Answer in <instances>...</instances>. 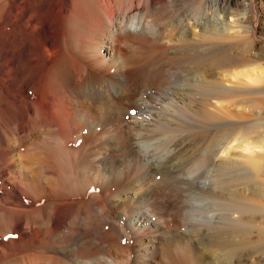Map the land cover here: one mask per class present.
I'll use <instances>...</instances> for the list:
<instances>
[{"label": "bare ground", "instance_id": "bare-ground-1", "mask_svg": "<svg viewBox=\"0 0 264 264\" xmlns=\"http://www.w3.org/2000/svg\"><path fill=\"white\" fill-rule=\"evenodd\" d=\"M257 10L0 0V264H264Z\"/></svg>", "mask_w": 264, "mask_h": 264}, {"label": "rangeland", "instance_id": "rangeland-1", "mask_svg": "<svg viewBox=\"0 0 264 264\" xmlns=\"http://www.w3.org/2000/svg\"><path fill=\"white\" fill-rule=\"evenodd\" d=\"M209 1H212V0H209ZM260 5H263V7H261ZM262 8L264 9V0H256V9H258L257 10V12H259L258 13V15H259V18H258V22H259V24H258V27H264V10H262ZM243 13V12H242ZM245 13V12H244ZM209 15V14H208ZM215 19H217L219 22H223V19H222V17H221V15L219 16L218 15V13L217 14H215ZM259 40V39H258ZM92 143H93V140H89V139H84V140H78L77 142H76V144H75V146H77V148H79V147H83V148H85V149H87V147H89L90 145H92ZM130 178H127V180H129ZM126 179L125 180H120L119 181V187L118 188H121V189H123L124 188V185H125V183H126V181H127ZM122 181V182H121ZM85 196V198L87 199L88 198V196L89 197H91V196H101V193H99L98 191H95L94 189H90L88 192H87V194L86 195H84ZM81 197H79V199H80ZM85 200V199H84ZM76 201V200H75ZM74 201V202H75ZM182 202H180V204H181ZM183 205H181V207L182 206H185L186 204H187V202H184V203H182ZM112 209V211H111V214L113 213L114 215L113 216H115L114 218L115 219H117L118 218V216L116 215L117 214V210L116 209H114V208H111ZM184 209V210H183ZM182 210H183V214H182V212H181V214L183 215V217H185L186 218V216H184L185 215V213L187 212L186 211V209H185V207H183L182 208ZM117 211V212H116ZM117 216V217H116ZM184 218V219H185ZM185 220H183L181 223H182V225H180V228L181 227H183L182 229H180L179 228V232H181V233H185L186 231H187V227L188 226H190V225H188V224H190V222L188 223V222H184ZM184 222V223H183ZM185 224V225H184ZM186 224L188 225V226H186ZM184 225V226H183ZM105 228V227H104ZM109 228L110 227H108L107 226V228H105V229H103V231H101L98 235H94V238L96 239V240H98V241H104L103 243H102V246H101V248H99V249H96V247L95 248H89L88 250H87V255L88 256H92V255H94V254H96V253H101V252H103V250H104V252H105V250H107L111 255H112V257L113 258H116V259H121L120 261H122L123 263H125V262H127V259H128V255L130 254V249H132V246H133V243H128L127 241H125L123 238H117L116 239V241H109V240H106L105 239V236H106V234L108 233V230H109ZM184 228H185V230H184ZM104 239V240H103ZM115 242V243H114ZM107 244V245H106ZM112 244V246H114V247H109L108 248V246L109 245H111ZM105 245V246H104ZM106 248V249H105ZM113 248H114V250H113ZM103 249V250H102ZM110 249V250H109ZM115 254H114V253ZM131 252H132V250H131ZM131 258H132V255H131ZM164 264V263H163ZM186 264H192L190 261L188 262V263H186Z\"/></svg>", "mask_w": 264, "mask_h": 264}]
</instances>
